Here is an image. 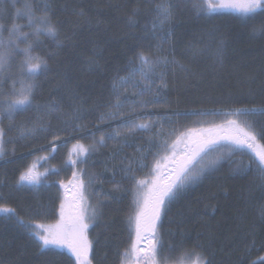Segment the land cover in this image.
Listing matches in <instances>:
<instances>
[{"label": "trees", "instance_id": "trees-1", "mask_svg": "<svg viewBox=\"0 0 264 264\" xmlns=\"http://www.w3.org/2000/svg\"><path fill=\"white\" fill-rule=\"evenodd\" d=\"M171 2L175 19L171 26L173 35L169 43L161 39L166 36V33L157 32L154 36L149 25L150 20L143 19L150 10L147 0H49L53 7L52 21L58 23L59 37L64 42V46L57 48L56 44L47 39H43L40 43L41 56L48 58L53 53L58 54L49 59L52 70L47 76L39 78V88L35 94L34 103L45 104L55 100L66 109L74 103L101 110L103 107L99 105L112 96L113 81L116 80L117 75L125 71L134 53L141 49L146 52L154 50L158 44L163 45L165 53L174 48L176 58L190 70V75L179 71L175 76L169 75V87L165 90V96L169 102L168 107L172 108V111L188 113L217 109L231 110L236 107L259 106L264 102V39H261L258 34H253V28L260 26V15L244 16L239 13L215 11L197 15L190 7L185 6L186 0H171ZM109 4L113 6H107ZM4 7L8 10L14 8L13 5L9 8L7 5ZM72 7H83L91 19V24H82L75 29L74 37L73 22L77 18L71 15ZM136 9L141 13L136 15L135 25H130L128 17ZM143 12H145L144 15H142ZM253 16L255 18L250 19ZM211 29H217L218 34L227 39V49L222 65L208 53L192 59L186 51L190 42ZM88 57H94L97 61L91 70L86 63ZM65 72H68L73 77V83L78 85L79 96L75 99H70L63 87L55 89L58 84L63 85ZM34 110L36 109L33 106L17 115L15 119H27ZM90 121L93 120L90 119ZM87 127L86 135L92 134L91 123ZM49 137L40 135L32 141L6 143V155L0 158V204L14 208L25 221L30 220L35 224L44 225L54 224L59 216L58 212L51 219L48 218L49 216L45 217L36 212H28L32 210V208L27 210L30 205L37 202L36 208L41 204V209H44L48 204V198L55 194L58 196L61 194V201L65 200V202L68 200L67 196L71 197L76 203L75 207L81 203L75 196L78 190L71 191L68 190L69 188L60 187L59 181L65 182V179L52 171V169H58L55 155L60 147L51 157L44 159L48 156V152L40 149L45 144L46 147L48 146L51 140ZM90 139L76 138L68 149L65 161H68L69 156L77 159L79 153L74 146L78 144L89 146L93 143L92 135ZM57 143L61 146V141ZM109 146L108 144L93 152L88 156L87 162L78 165V168H84L88 173L102 176L103 182L95 184L104 193V204L100 208L102 215L98 223L90 225L89 230L93 232V238H97L95 243L97 249L100 252L104 250V253L113 258L115 257L113 249L109 246L104 248L102 244L106 238L113 241L124 239L128 234L126 222L133 207V184L130 180L124 179V169L130 162L135 169L133 162L137 160V156L131 150L117 154L118 150L115 148L116 155L112 157ZM101 164L107 165L106 172L103 170L104 174L100 172ZM29 168L32 169V174L39 183L19 182L21 173ZM228 172L221 171L216 174L214 179L208 180L203 183L204 186L195 189L194 196L189 199L180 197L179 205H175L173 211L182 210L187 213L190 207L194 213H199V218L203 217L211 221V224L216 222L221 228L220 231L226 230L228 225L237 227V224L243 230L250 231L255 225V230L260 232L262 239L260 244H262L264 243V219L258 224L256 212L264 203V194L261 190L254 192L252 182L255 178L253 176L242 178L236 175L230 176ZM71 177L70 166L67 178L71 179ZM137 178L140 177L137 176ZM115 184L121 185L119 191L114 190ZM249 198H254L257 205H250ZM86 203L92 206L91 196L87 195ZM205 206L209 207L207 213H203ZM73 214L70 209V216ZM199 218L192 219L193 223L195 221L200 224ZM219 219V222L222 221V226L217 221ZM251 242L248 241V245L246 242L244 247L248 249ZM62 254L65 257L57 252L51 254L49 250L40 249L32 234L21 227L14 217L8 219L4 214H0V262L3 264H50L51 261H56V264H68V257H72L67 252ZM239 257L240 255L234 257L232 262ZM251 261H245L243 264H251Z\"/></svg>", "mask_w": 264, "mask_h": 264}, {"label": "snow or ice", "instance_id": "snow-or-ice-1", "mask_svg": "<svg viewBox=\"0 0 264 264\" xmlns=\"http://www.w3.org/2000/svg\"><path fill=\"white\" fill-rule=\"evenodd\" d=\"M3 0H0V4ZM113 6L111 4L107 5ZM186 7H190L197 15L205 12L215 11L217 8L231 9L239 12L244 16L249 14H259L261 17L260 26L253 28V34L259 35L264 39V0H220V3H213V0H186ZM119 7V5H115ZM25 15L28 17V26L32 28L31 33L22 31V26L12 23L8 27L5 23L0 22V158L6 155L5 144L13 142V138L8 136L12 131L10 124L7 129L2 126V120L8 119L10 122L24 111L29 110L33 106L40 115L31 123L21 125L17 128L18 136L16 139L27 140L29 138L46 134L51 136L47 149L41 146L40 150H47V160L60 147L58 141H61V133H79L85 128V125L79 123L84 119V110L79 104H73L70 113H65L55 100L45 104L34 103L36 90L39 87V78L47 76L52 70L49 65V59L58 53H53L48 58L34 54L38 45L39 37L43 34L55 41L57 48H62L64 42L58 39L60 29L52 22L53 7L50 3H46L39 8L40 14H36L31 3H26ZM156 14L152 21L153 35L157 32L166 33L162 40L171 43V26L175 19L173 5L170 0L157 3L155 5ZM71 15L77 20L73 22V37L75 29L82 24H91L83 7H72ZM138 9L134 10L132 15L128 17L129 24L135 25ZM20 9H17V15H20ZM255 17H250L254 19ZM99 21L97 20V24ZM7 32L5 37L4 33ZM30 37H34L35 40ZM72 39V37H68ZM21 44L24 46L21 47ZM227 49V39L218 34L217 29H211L200 35L187 46V53L192 59H196L205 53L214 57L215 61L220 65L223 64ZM19 57V63L15 71L13 70V62ZM89 70L92 69L97 61L94 57H88L86 60ZM128 74L125 76L117 75L113 81L114 99L107 106L106 112H101L98 120L100 123L111 126V122L115 119H122L124 112L121 111L128 99L125 96L128 89L126 85L132 83L135 89L133 96L145 97L152 96L151 102L141 100L138 103L141 107H147L149 103H155L157 97L163 90L169 87V75L175 76L177 71L190 75L187 65L176 58L174 48L165 53L162 44L156 45L154 50L145 51L143 49L136 51L132 58L129 59L127 68ZM63 85L58 84L57 88L63 87L70 99L79 96L78 85L73 83V77L65 72L63 74ZM8 85L5 90V85ZM19 85V86H17ZM123 97V98H122ZM137 102L128 105L131 111L136 110ZM218 111H192L188 113H174V115H217ZM226 115L236 117V119H228L225 124H216L210 122L208 127L190 128L187 132L180 133L177 139L168 144L165 140L160 148L165 153L171 152V157L165 156V159H171L173 167L168 174L160 172V164L157 160L146 177L137 178L136 171L130 162L124 169V179L130 180L133 184L132 203L134 205V214L128 217L130 232L134 235L131 237L130 249H126L120 254V264H130V257L136 258V264H158L157 256L163 251V241L160 232L163 217L166 215L169 206L180 198V196L193 183L199 181L206 173L218 169L221 161L225 158H231L237 153L247 154L248 159L233 161V174L240 177L253 176L259 183L257 187L264 191V145L258 143L257 137L264 140V127L259 132L256 131L255 122L250 118L264 119V102L259 106L252 107H236L231 109ZM55 116L63 120L64 127L52 129L50 124L45 123V118ZM171 119V117H169ZM158 121L143 120L123 121L112 132L102 133L99 139H95L94 133L93 143L89 146L76 145L74 148L79 153L77 159L69 156L66 162L72 168V177L68 181L69 185L75 184L78 190V199L80 205L77 211L71 215L65 214V203L61 201L58 209L59 219L54 224L44 225L35 224L33 221H25L23 217L16 213L14 208H9L0 204V214H4L6 218H15L16 222L26 231L30 232L38 242L40 249H47L49 253L55 254L56 249L65 248L75 258L74 264H93L92 242L88 238V230L90 225L95 222L99 215L98 207H93L86 203L87 188L94 183L102 182L94 173H88L84 168H78L87 162L88 156L97 151L101 147H106L109 140L118 141L122 136H127L137 130L153 131ZM163 125H160L162 129ZM160 129H156L159 135ZM188 137L191 141L186 146L187 150L177 158L175 147L181 142L182 138ZM66 144L67 141L65 140ZM125 143L127 141L125 140ZM247 150V153H245ZM220 152L215 157L210 158V153ZM147 157L141 156L137 167L139 169L149 167L143 161ZM54 173L59 174V169H52ZM87 176V180H85ZM19 182L28 184H37L39 181L32 174V169L21 173ZM60 187H65L63 180L59 181ZM120 184L114 185V190L119 191ZM99 204V201L97 202ZM261 216L264 217V204H261ZM143 243V247L141 246ZM253 246L255 241L253 240ZM196 248L202 247L199 243ZM192 253H187L190 257ZM196 264H212L209 256L203 253H196ZM166 259V258H164ZM3 264V262H0ZM50 264H56L51 261ZM68 264H73L69 260ZM251 264H264V257L251 261Z\"/></svg>", "mask_w": 264, "mask_h": 264}, {"label": "rangeland", "instance_id": "rangeland-1", "mask_svg": "<svg viewBox=\"0 0 264 264\" xmlns=\"http://www.w3.org/2000/svg\"><path fill=\"white\" fill-rule=\"evenodd\" d=\"M17 1H20V4L18 6H14V8H12L11 10L6 9V7H4L5 5L4 6L2 5V7H0V22L5 23L8 27H11V24L14 22L22 26V31L31 33L32 28L28 26V17L27 15L24 14L25 4L31 3L34 9L36 10V14L39 15L40 14L39 8L43 7V5L46 3H49V0H30V1L24 0V2L23 0H17ZM147 2L150 7V10L147 11L146 16H143V19L150 20L149 25L152 30V21L156 14L155 5L157 3L165 2V0H147ZM170 3L172 4L171 0H170ZM213 3L218 4L220 3V0H213ZM17 9H20V12H21L20 15H17ZM215 12L239 13L231 9H223V8H217ZM138 13H141V11H138ZM144 13L145 12H143L142 15H144ZM54 24H56L57 27L59 28L58 23H54ZM4 35L6 37L7 32H5ZM30 38L35 40L34 37H30ZM43 39H47L51 41L52 43L56 44L55 41H53L49 37L42 34L39 37L40 42L36 46L34 54L40 55L39 45L43 41ZM58 39H60V37H58ZM23 46L24 45L21 44V47ZM19 59L20 58L17 57L16 60L13 62L14 71L18 66ZM127 68H128V65L125 67V71L120 76H125L128 74ZM126 87L128 91L127 93H125V96L128 99V104H126L124 108L121 109V111L124 112V116L122 117V119L113 120L111 122L110 127L108 125L100 123L98 120V117L101 112H106L109 110L107 106L114 99L113 89H112V96L110 97L111 100L109 98L107 101L99 105L103 107L101 108V110L99 108L95 109V107L93 106L91 108L89 107L87 108L85 105L81 106L82 109L84 110V119L82 121H79V123L85 125V128L82 131H80L79 133H72L69 130L68 133H63V132L61 133V136H62L61 146H60L58 153L55 155V160L58 163V169L61 170V172L58 175H60L62 179H65L64 188H69L68 190H71V191L77 189L74 183L72 185L68 184V181L70 179H68L67 176L69 174L70 165H68L65 160H66L68 149L71 147L72 142L76 138L91 140L90 139L91 134L86 135L88 134V132L86 131V128H88L87 126L89 123H91V126H92L91 128L92 134L94 133L95 139H98L99 136L101 135L100 133L112 132L123 121L141 122L143 120H148V119L153 120V121H158L153 131L137 130L134 133L129 134L127 136H122L118 141L109 140L107 142V145L108 144L110 145L109 148L112 151V154L110 155H112V157L113 155H116L114 152L115 148L118 150L116 152L117 154L118 152L119 153L123 151L125 152L127 150L128 151L131 150L133 153H135L137 156V160L134 161L133 163L135 164V169H137L136 171L138 173L137 176H139L140 178H150V177H146V174L149 172L150 168L157 160L159 161V164H160V172L165 175L168 174L170 169L173 167L172 160L170 158L169 159L164 158L166 155L171 157V152L165 153L162 150V148L159 147V145H161L165 140L168 142V144H172V142L177 139V136H179L180 133L187 132V130L190 128L208 127L210 122H214L216 124H225V126L227 127L226 121L228 119H236V117H231V116L226 115V113H228L230 110H220V109L213 110V111H218V114L214 116L213 115H207V116H199V115H179L177 116V115H174V113H177V112L172 111V108L168 107L169 102H167L166 100L165 90H163L157 97H155V103H149L147 107H141V105L138 103L139 101L145 100V101L151 102L153 100V97L152 96H145V97L133 96L132 93L135 89L133 88L132 83H129L128 85H126ZM7 88H8V85L6 84L5 90H7ZM38 88L36 92L38 91ZM55 89L58 90L60 88H55ZM134 101L137 102L135 105L136 110L131 111L128 105L132 104ZM62 109L65 113H70L72 106L69 109H66L62 105ZM39 115L40 113L34 110L31 114L28 115L29 117L27 116V119H23V120L15 119L14 121H11V122L9 120L3 119L2 126L5 129H7L10 124L12 125V131L8 133V136L13 138V142L32 141L35 138L40 137V136L29 138L27 140L16 139V137L18 136L17 128H19L21 125L31 123ZM169 117H171V119H169ZM64 119H66V117H63V116L60 119H57L55 116L47 117L45 118V123L50 124L52 129L63 128ZM90 119H92L93 121H90ZM250 119L254 120L255 128L257 132H259L262 127H264V119L255 118V117L250 118ZM161 124L163 125L162 129H160ZM156 129H160L159 135H157ZM41 135L43 136L46 134H41ZM47 136H50V135H46V137ZM65 140L67 141L66 144L64 143ZM125 140L127 141V143H125ZM257 141L258 143L264 145V140L260 139L259 136L257 137ZM190 143L191 141L189 140L188 137L182 138L181 142L178 143L175 147L177 158H179L187 150L186 146L190 145ZM43 146L45 147V149L48 147V146L46 147V144ZM245 153H247V150H245ZM218 154H220V152H212L210 153V158L215 157ZM141 156L147 157V159L144 160L143 162L146 163L149 167L143 168V169H139L137 167L138 163L140 162ZM231 159H235V160L243 159L246 161L248 159V155L237 152ZM227 160L229 159L227 158L223 159L217 170H220L222 167H224L225 161ZM106 166H107L106 164L105 165L101 164V167H102V170L100 171L101 174H104L103 170L104 172H106L107 170ZM233 168L234 166L233 167L231 166L230 168H228V171H229L228 173L230 174V176H234ZM211 172L206 173L203 178H201L199 181L193 183L190 187H188V189L180 197L189 199L190 197L194 196L193 195L194 190L197 189L198 186H201V187L204 186L203 185V183L205 182L204 180L206 179V176L210 174ZM97 176L99 177V175ZM99 178L103 182L102 176ZM85 180H87V177ZM258 183L259 182L257 180H254L252 182L254 192H257L258 190L260 191V189L257 187ZM95 184L96 183L92 184L91 186H88L87 193H86L92 198V201H93L92 206L98 207V210H99V215L97 219L95 220V222L92 223V225L100 221L101 215H102V211H101L102 209L100 208H102V205L104 204V200H105L104 193ZM55 189H56V186H55ZM262 192H263L262 194H264V191ZM75 196L78 197V193ZM67 197H68L67 202H65V200L63 202L65 203V214L66 216H70V209H72L73 213H75L77 211L78 206L75 207L76 203L72 200L71 197L69 196ZM48 199H49L48 204L46 205L44 209H41L42 207L41 204H39L38 208H36L35 206L37 203L36 202L35 204H32L30 205V207L27 208V210L30 208L34 210L33 211L28 210V212L30 213L36 212L39 215L41 214L45 217L49 216L48 218H51V219L54 218L56 216V212H53V209H58L62 196L61 194L59 196L58 194H55L54 196L51 195V197H49ZM240 199H242V197H240ZM178 200L179 199L174 201L169 206V209L166 215L163 217L162 226L160 228L162 241H163V251L160 255L157 256L158 264H196L197 262L196 253H203L204 255L209 256L210 259L212 260V264H243L245 261L247 262L251 260L255 261V260H258L260 257H264V245H263L264 243L260 244L262 241L261 235L259 231L255 230V225L252 229H250V231L243 230L242 228H240L239 224H237V227H234V225H228L226 227V230L220 231L221 228H219L216 222L212 221L213 224H211V221L209 222L205 220V218L203 217L199 218V215H198L199 213L198 214L194 213V211L191 210L192 208L190 207L187 213L182 212V210L180 211L177 210V212L176 210L173 211L175 205H179ZM248 200L250 202V205L251 204H254L255 206L257 205L255 204L257 203L256 200H258L257 197H256V200L254 198H251V199L249 198ZM98 201H99V204H97ZM207 211L209 212V207L205 206L203 213H207ZM256 213H257V217L259 220L258 224H260L262 223V219H264V217L261 216V207L258 209ZM133 214H134V205L131 208L130 215H133ZM188 216H191V217L188 218ZM198 218L200 219L202 223V224L200 223L201 225L195 221L193 223V220H197ZM57 219H59V216ZM217 221L219 222L220 219ZM126 224H127L128 234L125 235L124 239L123 238L118 239V240L112 239L113 241H109L110 238L108 239L106 238V240L105 239L103 240L102 245H104V248H108L109 246L115 252L114 254L115 257L113 258L109 257V254L104 253V250L103 251L101 250L100 252L97 249V246L95 245V243L97 242V238L95 237L93 238L92 236L93 232H91V230H88V238L92 242V256L94 258L93 264H120V254L123 253L126 249H130L131 237L134 235L133 233L130 232L128 218H127ZM221 224H222V221L219 222V225ZM253 240L255 241L254 246L252 243ZM239 241H241V243H238ZM248 241L249 242L252 241V242L249 245L248 249H246V247L244 246L246 242H247L246 245H248ZM197 243H199L202 247L196 248L195 245ZM141 246L142 247L144 246L143 243ZM55 252L61 254V256L63 257L65 256L62 253L67 252L72 257V258L68 257V259L73 261V264H74L75 258L71 255L70 252H68L67 249L65 248L56 249ZM187 253H192V255L188 257ZM238 255H240L239 259L232 262L234 257H238ZM129 260H130V264H136L135 257H130ZM141 264H143L142 261H141Z\"/></svg>", "mask_w": 264, "mask_h": 264}, {"label": "bare ground", "instance_id": "bare-ground-1", "mask_svg": "<svg viewBox=\"0 0 264 264\" xmlns=\"http://www.w3.org/2000/svg\"><path fill=\"white\" fill-rule=\"evenodd\" d=\"M12 4L13 3H9V2H7L6 3V5H7V7H12ZM164 112V111H163ZM118 154H120L119 152H118ZM241 160H243V159H241ZM233 161H236L235 159H231L230 161L229 160H227V161H225V166H224V168L222 169V170H216V171H212L210 174H208L207 176H206V179L204 180L205 182L204 183H206L208 180H210V179H214V176L216 175V174H218V173H220L221 171H228V168H230L231 166L233 167L234 166V164H233ZM181 199L179 198V200L178 201H180Z\"/></svg>", "mask_w": 264, "mask_h": 264}, {"label": "flooded vegetation", "instance_id": "flooded-vegetation-1", "mask_svg": "<svg viewBox=\"0 0 264 264\" xmlns=\"http://www.w3.org/2000/svg\"><path fill=\"white\" fill-rule=\"evenodd\" d=\"M7 2H11V3H13L12 5H15V3L16 2H18L17 0H3V3L2 4H0V7H2V5H6V3ZM224 167H222L220 170H222ZM198 187H200V186H198Z\"/></svg>", "mask_w": 264, "mask_h": 264}]
</instances>
